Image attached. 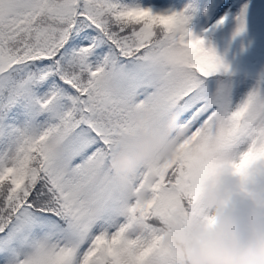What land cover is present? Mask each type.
Instances as JSON below:
<instances>
[{"label": "snow or ice", "instance_id": "obj_1", "mask_svg": "<svg viewBox=\"0 0 264 264\" xmlns=\"http://www.w3.org/2000/svg\"><path fill=\"white\" fill-rule=\"evenodd\" d=\"M167 3L0 0V264H176L160 234L180 208L169 186L264 163V73L236 98L192 6ZM173 113L191 137L180 166L114 175L118 139Z\"/></svg>", "mask_w": 264, "mask_h": 264}, {"label": "clouds", "instance_id": "obj_2", "mask_svg": "<svg viewBox=\"0 0 264 264\" xmlns=\"http://www.w3.org/2000/svg\"><path fill=\"white\" fill-rule=\"evenodd\" d=\"M190 139L170 114L160 128L138 125L119 138L108 167L120 179L135 176L153 160L179 167L186 150L181 145ZM169 191L180 208L170 213L160 234L176 264H264V163L242 171L220 163L195 188L171 184Z\"/></svg>", "mask_w": 264, "mask_h": 264}, {"label": "rangeland", "instance_id": "obj_3", "mask_svg": "<svg viewBox=\"0 0 264 264\" xmlns=\"http://www.w3.org/2000/svg\"><path fill=\"white\" fill-rule=\"evenodd\" d=\"M209 1V6L201 13L198 25L192 33L199 37L203 35V31L213 30V38L205 37L206 41L215 48L217 55L228 66L229 72L235 74L224 76L223 79L231 83L233 94L239 98L247 92L244 91L246 85H249V89L253 86L251 76L256 73L264 50V17L261 15L264 0H251L248 3L246 29L239 35H234L236 23L233 12L237 8L235 0H228L229 6L219 10V4L225 0ZM225 14V23L217 25V20Z\"/></svg>", "mask_w": 264, "mask_h": 264}, {"label": "trees", "instance_id": "obj_4", "mask_svg": "<svg viewBox=\"0 0 264 264\" xmlns=\"http://www.w3.org/2000/svg\"><path fill=\"white\" fill-rule=\"evenodd\" d=\"M250 1L251 0H246L247 3H249ZM242 2H245V0H239V2L238 0H235L237 8L236 10H234L233 14H236L238 12L240 3ZM189 4L194 5L192 7L194 11L191 14L192 18L189 24L190 30L193 32V30H195L198 25L201 13L209 6L210 4L209 0H204V1H201V0H169V4L167 5V7H171L176 10H181V9H184ZM203 35L204 37L213 38V30L203 31ZM262 51H263L262 56L259 59L260 64L257 65L256 73L253 74V76H251L254 83L256 81L257 76L261 73H264V50ZM231 75H235V74H231ZM248 90H249V85L248 86L246 85L244 91H248Z\"/></svg>", "mask_w": 264, "mask_h": 264}]
</instances>
